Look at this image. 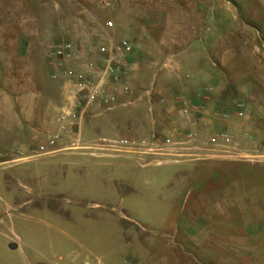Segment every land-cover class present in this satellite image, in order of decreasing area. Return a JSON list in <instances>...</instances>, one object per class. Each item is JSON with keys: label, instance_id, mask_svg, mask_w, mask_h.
I'll return each mask as SVG.
<instances>
[{"label": "rangeland", "instance_id": "obj_1", "mask_svg": "<svg viewBox=\"0 0 264 264\" xmlns=\"http://www.w3.org/2000/svg\"><path fill=\"white\" fill-rule=\"evenodd\" d=\"M101 1L0 0L1 109L7 108L5 99L17 100L19 114L29 95L44 109L47 86L54 94L57 91L61 102L46 60L48 48L61 40L131 41L137 65L130 81L140 91L154 83L157 94L167 96L183 78L164 67L159 78L155 69L166 53L185 50L190 28L215 29L225 37V50L232 47L234 28H264L263 0H110L108 8H101ZM108 21L112 27H106ZM140 28H166V32L141 33ZM243 35L247 44L239 58L244 62L237 67L248 73L250 60L243 52L249 50V30ZM9 42L17 44L15 57L9 56L14 51ZM30 67L35 69L31 92ZM157 96L151 100L153 117L147 98L88 116L80 130L81 141L147 135L160 113ZM231 122V133H245L239 126L245 120ZM3 132L0 127V135ZM40 139L0 143V162H4L0 164V264H82L94 259L102 264H152L143 257L140 245L151 248L154 241L159 254L152 253L153 261L164 263L165 255L177 253L172 264H219L217 236L232 240L237 232H246V221L251 219L247 208L240 210L234 204L231 187L240 180L246 185L264 184V180L255 182L264 164L246 161L142 167L138 156H92L91 150L30 157ZM211 190L222 191V201L215 202ZM196 222L204 226L192 236ZM225 252V262L241 263Z\"/></svg>", "mask_w": 264, "mask_h": 264}, {"label": "built area", "instance_id": "obj_2", "mask_svg": "<svg viewBox=\"0 0 264 264\" xmlns=\"http://www.w3.org/2000/svg\"><path fill=\"white\" fill-rule=\"evenodd\" d=\"M99 5L108 8L112 2L102 0ZM112 26L111 21L106 23V27ZM133 53L134 45L126 39L91 43L61 40L48 48L46 60L51 69L49 76L58 83L62 100L55 116V129L44 139L38 140L35 153L30 157L50 156L66 150H91L92 156L135 155L140 157L141 165L154 160L157 164L203 160L264 161V120L259 130L261 142L253 145V149L243 148L226 129L212 132L198 129L199 126H208V119L227 122L232 117L250 118L243 100L233 102L229 111L208 112L204 103L215 92L212 86L203 89L198 101H188L180 96H157L160 113L152 120L151 131L147 135L98 138L83 143L80 130L88 116L126 107L143 98H147L150 105L148 110L152 115L151 100L158 95L154 83L140 91L127 78ZM244 136L249 141L255 139L254 132H245ZM82 264L102 262L94 259Z\"/></svg>", "mask_w": 264, "mask_h": 264}, {"label": "crops", "instance_id": "obj_3", "mask_svg": "<svg viewBox=\"0 0 264 264\" xmlns=\"http://www.w3.org/2000/svg\"><path fill=\"white\" fill-rule=\"evenodd\" d=\"M127 16L129 17L130 14ZM127 16H125V18ZM140 17L142 16L140 15ZM262 19V25L264 26V9L262 10ZM247 29L250 33L249 50L247 54L245 52H243V54L247 61L250 60L251 69L248 73H242L237 66L244 62V59L240 60L239 54L241 51H245V47L243 46L247 44V41H243V33H246V31H248ZM149 30L166 32V28H140L141 33L149 32ZM190 32V41L185 50L177 53H166V59L159 62V68L155 69V76H159V72H161L164 67L170 68L169 70L173 71L174 75L178 74L183 78L182 83H174L173 92L166 97L180 96L188 101H198L203 89L212 86L215 92L211 99L204 103L208 112L216 110L229 111L232 109L233 102L243 100L250 113V118L249 120L242 119L245 120V122H240L239 126H242L245 132H254L255 139L254 141L247 140L244 136L245 133L232 134L245 149L246 146L260 144L261 139L259 138V130L263 127L264 120V28H261V30L257 28H234L231 33L233 37L232 47L226 50L223 49L225 37L219 34L215 29L190 28ZM1 45L2 43L0 42V58ZM165 45H167V43ZM8 46L14 50L9 56L15 57L17 44L15 42H9ZM169 46L173 47L172 44ZM135 52L134 47V53L130 59V71L127 76L129 80L131 79L130 76L132 71L137 65L135 62ZM34 70L35 69L32 71L30 67L31 72L29 81L32 82V84L35 80ZM31 73H33L32 76ZM51 81L53 80L51 79ZM55 83L58 87L57 90H59L58 83ZM30 87L31 92L35 88L34 84ZM43 92L45 95L44 98L47 100L44 109L37 101H34L30 95L24 99L22 103L25 106L23 109L25 110V114L21 113L23 110L19 111V114L23 115V120L19 118L20 116L15 109L17 100H14L13 103H9L10 100L5 99L7 108L3 110L0 105V127L4 129V132L0 135V143L20 144L25 141L36 140L38 137L44 139L46 134L55 129V116L61 102H57V91L54 94L50 87H44ZM11 94L14 95L15 92L11 91ZM13 95H10L11 98H13ZM158 96H160V94H158ZM232 120L233 122L240 121V119L235 117H232L227 122H217L208 119V126H199L198 129L202 132H212L223 128L230 132L231 127H233ZM255 163L264 164V161ZM168 164L173 163L157 164L154 160L142 165V167ZM259 173L260 174L256 176L255 182L264 180V171ZM236 182H238V185L231 187L232 197L235 198L234 204L239 206L240 210L247 208V213L251 219L246 221V225L248 226H246V232L242 234L237 232L232 240H225L223 237L219 239L216 235V240L220 241V245L218 244V246L221 249L219 264H228L224 260L225 256H223L226 253L225 250L230 251L232 253L231 255L234 257L241 259V263L237 264H264V184L262 186L261 184L255 183L246 185L241 180ZM210 192L212 195L210 197L213 198L215 202L222 201V191L211 190ZM206 224L208 225V223ZM203 226L202 223L199 224L198 222L193 224L194 231L192 236L201 232ZM209 234L211 237L215 236L212 229L209 230ZM209 237L210 236H208V238ZM230 241L232 242L229 243ZM224 242L226 243L222 244ZM141 248L143 249V257L147 258L152 264H172L173 257L177 256V253L165 255V261L161 263L159 261H153V258H151L152 253L153 256H158L159 254L156 241L152 243L151 248L143 244L140 245V249ZM143 257H141L140 252V260H143Z\"/></svg>", "mask_w": 264, "mask_h": 264}]
</instances>
